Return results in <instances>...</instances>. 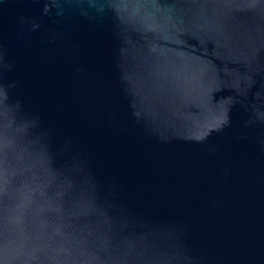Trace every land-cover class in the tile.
Segmentation results:
<instances>
[{"label": "water", "instance_id": "obj_1", "mask_svg": "<svg viewBox=\"0 0 264 264\" xmlns=\"http://www.w3.org/2000/svg\"><path fill=\"white\" fill-rule=\"evenodd\" d=\"M0 264H264V0H0Z\"/></svg>", "mask_w": 264, "mask_h": 264}]
</instances>
